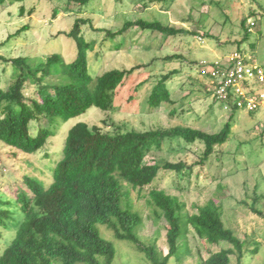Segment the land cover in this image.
Here are the masks:
<instances>
[{
    "label": "rangeland",
    "instance_id": "obj_1",
    "mask_svg": "<svg viewBox=\"0 0 264 264\" xmlns=\"http://www.w3.org/2000/svg\"><path fill=\"white\" fill-rule=\"evenodd\" d=\"M77 18L90 20V24L82 26L81 35L93 43L92 51L87 53L93 77L111 69L141 67L117 90L112 110L92 107L64 122L39 152L18 153L0 142V202L7 203L5 208L14 212L12 225L22 217L18 203L22 177H38L43 185L48 184L52 168L60 159L66 133L74 124L84 122L109 133L175 126L217 132L230 112L224 111L213 98L210 81L199 74L200 63L239 50L264 70V0H95L85 7L68 6L66 0L4 4L0 5V56L44 59L60 54L68 63L76 54V46L66 34ZM137 19L183 27L194 34L166 37L133 27L110 39L104 32H116L124 22ZM250 22L254 23L251 28ZM171 55L177 58H166ZM173 70L177 73L167 83L171 102L150 108L146 100L152 86L161 75ZM11 72L10 65L0 61V88L9 84ZM34 93L31 86L25 90L28 97ZM232 122L229 140L216 147L202 165L179 173L160 170L152 184L142 190L126 187L133 210L142 216L138 232L145 244L155 243L163 254L167 252L166 222L154 220L155 209L148 198V192L157 189L179 198L189 214L209 200L221 204L224 226L244 243L245 251L252 252V242L259 245L255 253H246L241 264H264V221L250 210L256 201L255 207L264 213V102L253 115L235 111ZM45 124L44 119L32 124L31 133ZM178 143L163 144L146 161L198 163L203 145ZM98 228L114 247L112 264H147L129 242L115 240L106 226ZM14 234L13 230L0 227V253ZM230 247L225 241L210 244L189 227L180 242L182 252L169 264H202L210 254ZM236 262V256L231 255L230 264Z\"/></svg>",
    "mask_w": 264,
    "mask_h": 264
},
{
    "label": "trees",
    "instance_id": "obj_2",
    "mask_svg": "<svg viewBox=\"0 0 264 264\" xmlns=\"http://www.w3.org/2000/svg\"><path fill=\"white\" fill-rule=\"evenodd\" d=\"M22 1L0 0V5ZM93 1L66 0V4L85 7ZM86 24L90 20L77 18L66 34L76 46V54L68 63L60 54L44 59L0 56V61L8 63L12 70L9 84L0 88V142L8 148L35 154L64 122L85 114L92 107L112 110L117 90L141 67L111 69L93 77L87 59L93 43L81 35V28ZM133 27L166 37L194 34L183 27L143 19L126 21L116 32H104L113 39ZM166 58L172 60L177 55ZM176 73L170 71L156 80L146 100L150 108L171 102L167 83ZM28 86L34 88L33 97L25 94ZM235 111L233 108L226 123L213 133L183 126L109 133L84 122L74 124L66 133L60 159L52 168L48 184L43 185L38 177H22L18 198L21 219L12 225L14 212L5 208L7 203L0 202V207H4L0 208V227L15 232L0 253V264H112L114 247L102 237L98 226L109 228L115 240L133 245L147 264H169L172 258L178 257L182 252L180 242L189 227L201 233L210 244L225 241L231 246L210 254L202 264H230L231 255L236 256V264H241L246 253H255L259 245L252 242V252L245 251L244 243L224 226L221 204L209 200L189 214L179 198L151 189L148 198L155 209L154 220L166 222L167 252L163 254L155 243L145 244L141 240L138 231L143 219L133 210L126 189H144L152 184L160 170L179 173L205 163L216 147L229 140ZM41 119L46 124L32 134V124ZM170 142L202 144L198 163L146 161L152 151H160L163 144ZM255 202L250 210L264 221V213L255 207Z\"/></svg>",
    "mask_w": 264,
    "mask_h": 264
},
{
    "label": "built area",
    "instance_id": "obj_3",
    "mask_svg": "<svg viewBox=\"0 0 264 264\" xmlns=\"http://www.w3.org/2000/svg\"><path fill=\"white\" fill-rule=\"evenodd\" d=\"M199 74L208 78L213 98L226 112L233 108L255 112L264 102V70L243 53L233 51L224 58L203 60Z\"/></svg>",
    "mask_w": 264,
    "mask_h": 264
}]
</instances>
